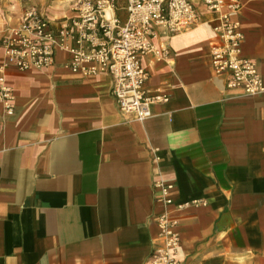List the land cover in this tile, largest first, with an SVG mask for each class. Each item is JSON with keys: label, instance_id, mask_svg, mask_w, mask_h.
Instances as JSON below:
<instances>
[{"label": "crops", "instance_id": "0c3cea01", "mask_svg": "<svg viewBox=\"0 0 264 264\" xmlns=\"http://www.w3.org/2000/svg\"><path fill=\"white\" fill-rule=\"evenodd\" d=\"M241 1V55L264 77V0ZM198 8L201 23L168 39L166 61L145 58L149 92L170 96L146 120L119 109L110 75L71 72L66 49L46 70L8 74L0 264H152L163 214L178 221L185 264H264V94L216 74L219 14ZM65 10L46 15L56 23ZM19 21L0 11V63Z\"/></svg>", "mask_w": 264, "mask_h": 264}, {"label": "built area", "instance_id": "2783aa9c", "mask_svg": "<svg viewBox=\"0 0 264 264\" xmlns=\"http://www.w3.org/2000/svg\"><path fill=\"white\" fill-rule=\"evenodd\" d=\"M198 5L219 14L212 44L216 74L226 79L229 89L248 96L264 94L258 63L241 55L240 23L231 17L242 7L241 0H77L73 14L56 18V23L33 7L23 13L18 24L4 30L0 103L8 115L14 113V89L8 80L11 71L46 70L55 65L57 52L66 49V66L71 72L110 75L119 109L146 120L153 114L152 106L169 101L170 96L149 92L150 69L145 58L166 61L170 56L168 39L201 23ZM158 223L160 241L152 249L150 262L185 264L179 256L177 219L163 214Z\"/></svg>", "mask_w": 264, "mask_h": 264}, {"label": "rangeland", "instance_id": "374dc122", "mask_svg": "<svg viewBox=\"0 0 264 264\" xmlns=\"http://www.w3.org/2000/svg\"><path fill=\"white\" fill-rule=\"evenodd\" d=\"M76 2L77 0H0V11L4 12L6 9L18 13L19 18L21 19L23 11L30 6L35 5L48 15L50 10H65L68 8L62 13V15H67L73 11ZM60 16L61 15L58 17Z\"/></svg>", "mask_w": 264, "mask_h": 264}]
</instances>
